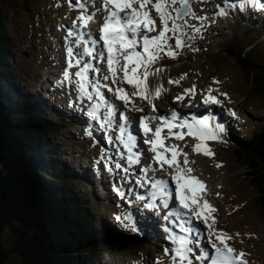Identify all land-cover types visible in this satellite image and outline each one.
I'll use <instances>...</instances> for the list:
<instances>
[{"label": "rangeland", "instance_id": "obj_1", "mask_svg": "<svg viewBox=\"0 0 264 264\" xmlns=\"http://www.w3.org/2000/svg\"><path fill=\"white\" fill-rule=\"evenodd\" d=\"M89 2L92 3L91 6L87 4L84 9H80L77 7L79 0H0V14L9 26L14 45L13 60L20 70L26 91L40 97L50 112H46L49 120H52L49 122L54 121L53 124L58 125L47 133L48 144L57 150L61 161L70 169H75L80 178L76 179V192H80L82 201L90 199L97 222L114 227L121 237L129 241V244L114 243L119 245L118 249L102 251L87 264H172L170 255L165 252L172 248L167 239L168 234L164 236L155 224L152 226L153 230H150L151 223L146 217L147 210L143 202H134L133 205L140 208H136L137 211L131 210V204L128 206L124 197L136 201L137 197L143 196L147 200L151 193L150 181L159 178L169 180L168 172H174L167 164L161 170L159 163L155 161V153L145 143L146 140H153V136L144 134L141 118L151 117L147 121L149 124L160 120L157 117L171 118L175 111L179 113L176 123H182L186 118L180 115H187L198 107L211 116L210 124L213 127L216 124L224 125L225 131L220 133L221 138L202 142L192 135L178 139L165 132L162 133L166 137L164 144L167 147L176 145L182 153L188 154L187 165L184 164L183 154L178 160L181 167L193 169L191 175L205 183V198L217 209L213 213L216 217L214 227L232 237L229 244L237 251L243 250L246 253L248 264H264V206L259 202V190L254 184L255 176L251 175L253 169L247 164V158L252 156L242 145L244 140L264 127V79L259 81V86L240 61V57L250 60L247 52L250 45L256 42L250 48L252 51L249 54L254 58L261 57L258 45L262 43L264 49V7H261L264 0H245L242 6L237 5L238 8L235 7L237 1L234 0H189L187 15L176 19L175 23L187 19L192 13L197 14L195 9L205 11L208 7L212 13L203 12L205 16L202 19L207 22L210 18L217 30L212 33L207 27H200L197 31L198 28L195 27L192 31L185 25L176 35L170 33L172 35H168L170 38L167 44L170 43L181 56L174 60L164 49L165 55L160 52L159 58L148 67V99L132 96L133 103L124 104L111 89L119 86L129 94L137 89L123 79L118 78L115 85L111 80L104 79L110 75L106 61H92L99 69L98 72L95 68L90 72L92 81H99L108 104L115 105L110 131L102 129L98 121H92L86 115L91 102L86 98L79 99L76 78L73 77V83L69 84L63 77L67 68L68 47L73 46L74 53L82 52L85 47L74 45L76 36L68 37L70 28L79 30L77 17L81 11L95 13V19L88 28L95 38L100 37L99 29L105 15L102 0ZM246 3L253 7L249 5L245 11ZM229 4L233 6L229 7ZM175 7L180 8L181 4L177 2ZM221 8L226 15L219 14ZM153 10L155 11L154 6ZM154 11L151 16L155 19L158 13L155 11L156 15ZM254 20L257 21L258 28L252 26ZM170 22L172 23L171 20ZM157 25L162 27L161 19ZM92 27L97 31L94 32ZM185 27L187 29L184 30ZM196 34L206 37L202 40L203 44L208 40L210 43L201 47ZM177 36L183 39V47L177 45ZM85 38L88 39L87 36ZM97 45L96 50L99 52L100 45ZM164 56L171 62H165ZM83 60L88 61L90 58L84 56ZM261 60L256 68H264V59ZM77 70V67H73L71 72L75 73ZM260 73L261 70L257 77ZM122 75L121 72L120 77ZM61 80L64 83H59ZM157 88H160L159 96L155 95ZM188 89L194 91L188 94ZM209 89L213 90L212 95L217 96L221 104L204 103ZM179 95H184L182 101L175 99ZM233 110L235 115H232ZM106 111L103 107L100 109L101 118L106 115ZM71 115H75L78 122ZM125 115L128 117L127 121L123 119ZM162 123L160 120L156 124L160 127ZM120 126H126L127 131L134 137L132 154H141L138 156V163L135 160L129 163L127 159L129 152L120 142ZM89 131L91 135L88 134ZM173 131L179 132L180 129ZM184 131L187 132V129ZM109 136H112L111 142ZM199 143H206L214 155H208L203 150L197 152L195 145ZM168 156L170 158L171 153ZM109 157L113 167L116 162L122 167L109 172L106 166ZM252 160L255 161V158ZM169 183L174 186L173 181L169 180ZM117 187L125 192L123 198L116 192ZM2 198L1 193L0 202ZM122 213H130L135 218L136 231L123 227L115 219ZM155 219L158 222L159 218ZM192 221L195 229H199L201 233V249L206 246L211 252V246L206 239V226L202 221ZM13 242L14 234L9 227L4 232L3 243L9 248ZM6 264H19L18 257L10 256Z\"/></svg>", "mask_w": 264, "mask_h": 264}, {"label": "snow or ice", "instance_id": "obj_2", "mask_svg": "<svg viewBox=\"0 0 264 264\" xmlns=\"http://www.w3.org/2000/svg\"><path fill=\"white\" fill-rule=\"evenodd\" d=\"M177 2L181 4L180 8L175 7ZM149 4L154 6L162 24L158 34L152 36L148 33L157 31V28L156 21L150 14ZM189 6V0H102V10L105 15L103 17L104 23L99 29V39H96L92 35L91 29L88 28V25L95 19V13L80 12L77 17L79 30L70 28L68 37L76 36L74 45H84L85 47H83L82 52L75 53L73 46L68 47L67 68L63 72V77L69 84L73 83V77L76 78L75 85L79 99L84 100L86 98L91 102L86 115L92 121H98L102 129L111 130L113 114L116 109L115 105L108 104L99 81H92L90 72L94 68L97 72L99 71L92 61L97 59L106 61L110 75L105 76L104 79L111 80L114 85L118 78L123 79L137 89L132 94L119 86L111 89L116 98L124 104H132V96L148 99L147 78L150 74L148 67L159 58L160 52L164 51L165 48H167L169 56L177 55L167 44V40L170 38L168 33L171 32L175 35L177 30L181 28L179 24L175 23V20L182 15H187ZM232 6L229 4V7ZM77 7L84 9L86 7L84 0H79ZM261 7H264V4H261ZM173 11L175 15H173ZM219 14L226 15L227 13L221 8ZM170 20L172 21L171 25ZM86 36L88 39L85 38ZM176 43L180 47L184 46L181 37H176ZM97 44L100 45L99 52L96 50ZM84 56L89 57L90 60L84 61ZM73 67L78 69L75 73L71 72ZM141 69H143L142 72ZM121 72L123 73L122 77H120ZM64 80L59 81V83H64ZM193 91L194 89H188L187 93L191 94ZM212 91L209 89L204 98V103L221 104V100L212 95ZM160 94V88H157L155 95L159 96ZM223 95H227V93H223ZM175 99L182 101L184 95H179ZM102 107L107 110L103 118H101L100 113ZM153 108L155 109V105ZM232 115H235L234 110ZM177 117L178 113L175 111H173L171 118L157 117L163 123L154 130L155 139L145 141L151 146V151L155 153L154 159L159 163L161 170L164 169L165 164L174 169V172H168L169 180L174 182V186L164 178L151 180L150 197L146 200L145 197L140 196L137 197L136 201L129 200L128 203L143 202L144 208L154 210L157 208L169 209L170 201L173 199L178 202L179 207H173L163 217L165 221L170 220L172 225H177L180 229L179 233L171 228L168 230L167 239L171 242L172 248L166 249L165 252L170 255L172 264H248L245 259L246 253L243 250L237 251L229 244L228 241L232 237L214 227L216 217L213 213L217 209L205 198L207 191L205 183L191 175L193 169L181 167L178 157L183 154L184 164L187 165L189 163L188 154L182 153V150L176 145L167 147L164 144L166 137L162 136L163 129L167 127L170 136L183 139L185 135H192L200 141L206 142L220 139V133L225 131V127L223 124H216L213 127L210 124V117L207 116L191 121L185 119L182 123H176ZM123 119L127 121V115ZM150 119L152 118L147 116L141 118V128L145 135L153 131L147 123ZM177 128L180 129L179 132L173 131ZM184 129H187V132ZM88 134L91 135V131ZM119 136L120 142L128 149L127 159L129 163L134 160L138 163V156L141 154L137 153L136 156L132 154L134 137L127 131L126 126H120ZM108 139L111 142L112 136H109ZM195 148L197 152L203 150L208 155H214L206 143L196 144ZM168 153H171L170 158ZM106 166L109 172H113L114 168L122 167L119 162H116L113 167L111 157H109ZM115 190L120 197L125 196V192L121 188L117 187ZM180 217H184V219H179ZM115 219L120 221L123 227L133 231L137 230V221L130 213H122L117 215ZM192 220L202 221L206 226V239L211 246V252L207 250L206 246L201 249L202 242L199 238L201 233L199 229L193 228ZM125 221L127 222L125 223Z\"/></svg>", "mask_w": 264, "mask_h": 264}, {"label": "trees", "instance_id": "obj_3", "mask_svg": "<svg viewBox=\"0 0 264 264\" xmlns=\"http://www.w3.org/2000/svg\"><path fill=\"white\" fill-rule=\"evenodd\" d=\"M252 26L258 28L256 20ZM262 47L260 43V58L251 57L249 48L251 62H262ZM13 48L9 26L0 14V156L7 168L0 165V194L6 197L0 205V264L12 255L19 264H87L102 251L118 249L114 243L129 241L107 223L99 224L90 199L79 197L75 187L80 178L75 169L61 161L48 144L47 133L58 125L49 122L50 112L40 97L26 91ZM256 67L244 64L260 86L257 75L259 70L264 74V68ZM243 143L252 156L247 164L253 169L259 202L264 206V127ZM9 227L14 242L8 248L3 237Z\"/></svg>", "mask_w": 264, "mask_h": 264}, {"label": "bare ground", "instance_id": "obj_4", "mask_svg": "<svg viewBox=\"0 0 264 264\" xmlns=\"http://www.w3.org/2000/svg\"><path fill=\"white\" fill-rule=\"evenodd\" d=\"M234 1H237L236 3H235V7H237V5L238 6H242L243 4H244V1L245 0H234ZM84 2H85V4H88V0H84ZM206 5V4H205ZM204 5V6H205ZM246 5V4H245ZM149 7V9H150V14H152V11H154L153 10V5L152 6H148ZM238 8V7H237ZM216 9H214V11H215ZM195 12H197V14H194V13H192L191 14V16H189L187 19H185V20H182V21H179V22H176V24H179L181 27L182 26H185V25H187L188 26V28L189 29H191L192 31H194V28L196 27V28H200V27H207V29H208V31L209 32H215V30H217L216 28H215V26H214V24H212L211 22H210V18H208V20H207V22L205 21V20H203L202 18V16H205V15H203V12H206V13H209V12H211V8H208V7H206V9H205V11H203L202 9H195L194 10ZM212 11H213V9H212ZM155 12V11H154ZM156 13V12H155ZM212 13V12H211ZM194 14V15H193ZM202 14V15H201ZM156 15H157V13H156ZM202 17V18H201ZM205 19V18H204ZM155 20L156 21H159L160 20V17H159V15H157V18H155ZM209 22V23H208ZM169 23H170V25L172 24L170 21H169ZM214 27H213V26ZM93 29H94V32L95 31H97V29L96 28H94V27H92ZM185 29H187L186 27L184 28V30ZM177 31H179V30H177ZM180 31H181V29H180ZM187 31H189V30H187ZM97 33V32H96ZM154 33H157V31H155V32H151V33H148V35H151V34H154ZM171 32H169L168 33V35H172V34H170ZM177 33V32H176ZM176 35V34H175ZM184 36V35H183ZM196 36H197V38H198V43L201 45V47L202 46H204L205 44L206 45H208L209 43H210V41L208 40V41H206L205 42V44H203L202 43V40L204 41L205 39H206V37H199L197 34H196ZM96 39H99V38H96ZM170 41V40H169ZM168 45H170V43L168 44ZM171 46V45H170ZM196 46V45H195ZM197 46H198V44H197ZM98 48V45H96V49ZM166 49V51H167V48H165ZM171 49L173 50V51H175L172 47H171ZM161 52H163V51H161ZM163 54H164V52H163ZM165 55V54H164ZM180 56H181V54H177V55H175V56H171V58L172 59H174V60H176V59H180ZM164 61L165 62H171V61H169L168 59H167V57L166 56H164ZM177 61H183V60H177ZM175 62V61H174ZM178 115H179V113H178ZM72 117L74 116V119L77 121L78 119H77V117H75V115H71ZM205 116H207V117H210V121H211V116H209L208 114H205V112H203V111H201V108H195L193 111H191L190 113H188L187 115H180V117H184V118H186V119H188V120H193V119H202L203 117H205ZM215 119H217V118H215ZM78 122V121H77ZM175 130V129H174ZM187 136V135H186ZM124 200H125V202L127 203V205L129 206L130 205V203H128V201H129V198H125L124 197ZM173 207H179V206H177V201H175L174 199L172 200V201H170V205H169V209H170V211H171V209L173 208ZM130 208H131V210H136V208H140V206H136V205H133V203H131V206H130ZM137 211V210H136ZM135 219V218H134ZM179 219H184V217H180ZM190 219V218H189ZM155 225H156V227H157V229L159 230V231H161L162 232V234L165 236V235H169V228H171L173 231H176V232H180V229H179V227L177 226V225H172L171 224V221L169 220V221H166V224H163V225H159L158 223H155ZM153 225H151L150 226V230H153V227H152ZM192 226H193V228L195 229V224L193 223V221H192ZM154 229H156V228H154ZM156 229V230H157ZM151 232V231H150ZM128 237V236H127Z\"/></svg>", "mask_w": 264, "mask_h": 264}, {"label": "water", "instance_id": "obj_5", "mask_svg": "<svg viewBox=\"0 0 264 264\" xmlns=\"http://www.w3.org/2000/svg\"><path fill=\"white\" fill-rule=\"evenodd\" d=\"M187 13H188V12H187ZM183 16H185V15H182L181 17H183ZM181 17H180V18H181ZM240 61H241L243 64H246V65H252V66L257 65V64H255L254 62H251L250 60H248V59L245 58V57H241V58H240ZM260 74H261V75L259 76V79L261 78V79H260V82H262L261 80L264 79V74H263L262 71H261ZM0 165H1L5 170H7L6 166L3 164L2 160H1V156H0ZM2 196H3V198L1 199L0 205H4V203L6 202V197H5L4 193H2Z\"/></svg>", "mask_w": 264, "mask_h": 264}]
</instances>
